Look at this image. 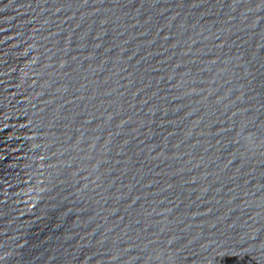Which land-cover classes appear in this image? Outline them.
Listing matches in <instances>:
<instances>
[{
  "label": "water",
  "instance_id": "water-1",
  "mask_svg": "<svg viewBox=\"0 0 264 264\" xmlns=\"http://www.w3.org/2000/svg\"><path fill=\"white\" fill-rule=\"evenodd\" d=\"M0 264H264V0H0Z\"/></svg>",
  "mask_w": 264,
  "mask_h": 264
}]
</instances>
